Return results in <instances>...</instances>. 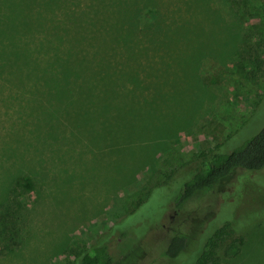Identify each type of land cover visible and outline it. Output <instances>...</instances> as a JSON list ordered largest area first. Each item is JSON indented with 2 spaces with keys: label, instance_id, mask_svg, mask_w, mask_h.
<instances>
[{
  "label": "rangeland",
  "instance_id": "obj_1",
  "mask_svg": "<svg viewBox=\"0 0 264 264\" xmlns=\"http://www.w3.org/2000/svg\"><path fill=\"white\" fill-rule=\"evenodd\" d=\"M43 85L65 100L52 124L37 110ZM263 126L264 0H0V206L25 219L0 264H80L96 245L113 264H193L233 217L253 222L237 230L247 245L264 224L249 187L264 193V169L242 182L237 171L182 209L175 197ZM237 185L243 194L223 195ZM174 234L186 243L169 258ZM245 259L264 264V243L225 261Z\"/></svg>",
  "mask_w": 264,
  "mask_h": 264
},
{
  "label": "trees",
  "instance_id": "obj_2",
  "mask_svg": "<svg viewBox=\"0 0 264 264\" xmlns=\"http://www.w3.org/2000/svg\"><path fill=\"white\" fill-rule=\"evenodd\" d=\"M143 7H136L137 10L134 12V16L136 17V23L130 30V35L132 36V38L138 37V15L142 11ZM90 17L93 16L90 15ZM145 27L147 28L145 31H151L154 33V30H152V28H154L153 26L149 27V25H146ZM158 27L159 26L157 25L156 29L161 28ZM146 39L148 40L147 42H149V44H152L154 41H156L152 38L151 35H147ZM97 40L101 42L100 39ZM97 40L88 39L87 41L92 44L93 48L97 49L99 47H102L100 45V42H97ZM117 41L123 43L124 48L127 49L126 43L123 40L120 39ZM103 44L105 45V43ZM12 52L13 49L9 46V48H7V51L5 50L3 54H14ZM16 54H21V56H23L25 59L27 57L23 55L26 53L22 52L20 49L16 51ZM30 63L32 64V62L20 63V66H22V68H20L19 73L23 72L25 78H34L31 75L32 65H30ZM29 75L30 77H28ZM39 78L41 79V75H39ZM44 81L46 84H49L53 81V77L45 78ZM43 88L42 90L45 89ZM45 90L44 92H39L37 90V98L40 100H38L39 105L37 110H40L39 117H45L52 124L55 123L53 121H55L59 117L60 108L58 107V105L61 102H65V100L62 96V91L53 88L50 90ZM68 97L72 99L71 92H68ZM49 103L52 106H46V108H43V105H47ZM36 115H38V113ZM262 169H264V126L257 133H255L248 139H245L238 146L232 148V150L215 154L212 161H210L204 167L197 169L181 185L175 197V206L178 209H182L186 204L190 202H200L204 198V196L216 189L224 180L229 179L237 171H241L243 173L241 176L238 177V180L242 182V180H250V178L247 176L248 173L261 171ZM249 187H251L252 190H255L258 195L260 193L259 196L264 199L263 192H260V190H257L254 186ZM236 188L237 190L230 193H224L223 195L225 197L228 196L230 198L234 192H240L241 194H243V189L240 185H237ZM222 205L223 203L219 206L221 207ZM262 205L259 206L257 209H254L253 211H258L259 209L264 208V205ZM24 223L25 219L23 215L19 213L16 208L12 206H0L1 253L7 252L12 248H15L20 245L21 237L24 230ZM252 223V221H249L247 222V224L239 225L240 223L238 222L236 217H233L232 219H226L223 223L219 224L214 233L209 237L206 249L198 255L193 264H229L225 261V259L227 256L230 255V253L236 251L237 253H244L245 249L250 248L251 244L257 242L260 245L263 244L264 224L261 222L252 229V232H250L248 244L245 242V244L249 246L243 245V237L237 234L238 229L243 228L244 226ZM185 243V236L181 234H174L169 239V242L166 248L162 251V254L169 258H175L184 249ZM80 257V264H113V258L108 252L107 247L104 245H96L91 248H88L80 255ZM246 261L247 260L245 259L244 261H242L241 264H245Z\"/></svg>",
  "mask_w": 264,
  "mask_h": 264
}]
</instances>
